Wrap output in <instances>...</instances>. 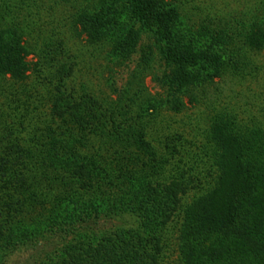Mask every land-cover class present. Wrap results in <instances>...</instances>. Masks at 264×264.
I'll return each instance as SVG.
<instances>
[{
    "label": "trees",
    "instance_id": "trees-1",
    "mask_svg": "<svg viewBox=\"0 0 264 264\" xmlns=\"http://www.w3.org/2000/svg\"><path fill=\"white\" fill-rule=\"evenodd\" d=\"M20 1L0 0V32L17 38L8 45L0 36V250L35 233L38 219L52 227L60 218H71L66 211L75 205L126 211L128 195L135 193L137 202L127 205L135 225H120L97 239L82 236L49 264H162L164 231L195 186L182 167L178 175L165 174L169 166L180 168L182 135L154 144L158 137H149V121L159 115L158 105L147 100L153 111L149 121L144 116L149 111L133 105L143 88L126 87L121 104L73 87L69 80L79 62L61 41L47 42L36 52L42 61L35 63V72L45 76L42 87L50 99L49 111L37 113L38 107L30 105L38 94L33 100L23 94L34 82H24L29 77L24 56L30 49L19 38L33 28L32 21L19 17L27 4ZM84 1L71 21L74 34L88 44H111L121 58L130 56L140 31L121 26L99 0ZM127 1L141 27L163 43L173 83L192 103L198 101L195 88L204 90L228 65L244 60L242 45L228 48L227 42L264 46L262 23L233 36L229 24L213 20L194 29L183 12L184 0ZM14 76L22 79L16 86L10 82ZM173 104L180 111L184 102L178 98ZM208 139L215 184L185 208L179 235L183 260L264 264V140L256 130L243 129L229 111L215 118ZM37 206L43 210L39 218Z\"/></svg>",
    "mask_w": 264,
    "mask_h": 264
},
{
    "label": "rangeland",
    "instance_id": "rangeland-1",
    "mask_svg": "<svg viewBox=\"0 0 264 264\" xmlns=\"http://www.w3.org/2000/svg\"><path fill=\"white\" fill-rule=\"evenodd\" d=\"M14 1L18 4L21 2ZM24 2L27 4L23 6L24 8L21 6L22 14H19V17H23L21 21L25 19L32 21L29 27L33 29L29 35L20 36L19 43L26 44L30 49L24 56L29 74L24 82L31 84L34 82V87L28 88V92L23 94L31 100L38 94V99L32 102L31 108L36 105L38 107L36 112L41 110L43 114L49 111L50 104L48 93L42 87L46 84L45 76L42 77L35 72V63L39 64L42 61L36 52L38 53L47 42L57 44L61 41L68 49V53L75 55L79 62L75 75L69 80L73 87L78 89L84 86L109 103L121 104L126 103V87L143 88L145 93L139 94L138 98L133 100V105L137 110L142 106L144 110L149 111V114L144 115L148 121L153 111L147 100L158 105L159 115L149 121L152 134L149 137H158L157 140L154 139V144L159 145V140L164 142L165 136L173 139L177 134L182 135L181 152L177 155L178 160L180 159L178 164L180 168L177 170V166L174 165L175 168L169 166L165 174L175 176L183 169L186 175H193L195 186L183 197L179 210L164 231V252L161 262L185 264L179 239L185 208L212 189L215 184V167L208 139L211 124L218 115L226 114L227 111L233 112L237 114L238 123L243 129L256 130L264 140V46L260 49L253 45L248 46L242 40L237 42L236 37H234L236 43L227 42L228 48L242 45L245 50L244 60L238 59L234 66L228 65L221 76L214 78L212 84L204 85V90L202 87L195 88L198 101L192 103L173 83V67L165 59L163 43L158 42L151 33L141 27L140 22L134 18L127 0L98 1V5L116 17L121 26L126 28L132 25L140 31L134 52L127 58L126 56L121 58L115 53L111 44L106 42L88 44L84 37L78 38L74 34L71 21L81 6V0H24ZM182 8L194 29L206 27V21L213 20L220 25L229 24L231 27L229 33L233 32L232 35L235 36L236 33L248 34L247 30L251 23L253 25L262 23L264 26V0H184ZM1 35L8 45H13L17 40L9 32L2 31ZM21 80L19 76H14L10 82L16 86ZM35 88L40 92L35 93L33 91ZM178 98L184 102L180 111L175 110L173 104ZM1 99L3 100V97ZM38 116L40 120L43 117L41 114ZM141 155L143 159L147 158L146 154ZM135 196V193L128 195L126 211L124 207L116 209L117 212L115 210L106 212L75 205L72 207L73 210L70 208L66 211L67 215L71 214V218L69 216L60 218L52 227L48 228L45 225L44 218L38 219V229L35 233L28 232L20 243L12 244L4 251L0 250V264L53 263L67 244L81 239L82 236L89 235L97 239L108 232L118 230L120 225L126 227L135 225V215L127 206L129 203L137 202ZM41 213L42 207L37 206L34 209L35 216ZM232 262L234 261L222 259L213 264Z\"/></svg>",
    "mask_w": 264,
    "mask_h": 264
}]
</instances>
